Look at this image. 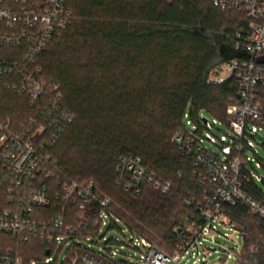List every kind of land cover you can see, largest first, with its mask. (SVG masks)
<instances>
[{"label": "trees", "instance_id": "obj_1", "mask_svg": "<svg viewBox=\"0 0 264 264\" xmlns=\"http://www.w3.org/2000/svg\"><path fill=\"white\" fill-rule=\"evenodd\" d=\"M68 1L70 25L38 60L44 78L60 87L61 108L74 117L49 151L66 176L93 179L125 226L168 251L173 230L191 213L181 198L191 187V166L173 138L184 130L186 114L199 131L203 114L227 127L237 79L222 85L208 79L230 60L250 59L232 38L251 20L244 11L216 8L212 0ZM256 96L264 108V88ZM32 117L35 109L0 85V122L18 129ZM129 154L172 182L173 192L144 186L135 195L119 185V160ZM246 190L264 203L257 186ZM225 212L241 229L244 246L253 224L264 233V220L245 205ZM0 248L19 249L25 264L46 258L40 245L18 246L3 234Z\"/></svg>", "mask_w": 264, "mask_h": 264}, {"label": "built area", "instance_id": "obj_2", "mask_svg": "<svg viewBox=\"0 0 264 264\" xmlns=\"http://www.w3.org/2000/svg\"><path fill=\"white\" fill-rule=\"evenodd\" d=\"M212 2L221 10L244 11L251 20L248 29L232 38L250 59L230 60L217 67L218 73L226 67L227 76L208 79L211 85L237 79L238 96L229 100L226 132L214 136L210 129L219 122L211 124L206 118L203 123L202 116L199 131L186 114L184 130L174 138L180 157L191 166V187L181 197L191 213L173 230L165 251L127 226L121 230L129 235L125 242L100 236L107 221L109 229L115 228L114 221L121 222L111 211L112 201L103 198L93 179L66 176L49 151L74 117L61 108L60 87L44 78L38 60L70 25L69 1L46 0L42 6L30 0H0V85L35 109V117L18 129L0 122V234L18 246L40 245L49 252L31 264H130L117 258L124 256L114 248L118 245L139 255L134 264H210L219 253L217 239L232 240L220 228L243 237L226 208L242 204L264 220V203L246 190L257 186L264 198V177L255 173L249 156L259 163L257 147L264 148V108L256 100V90L264 88V65L258 63L264 56V0ZM118 173L117 183L135 195L144 186L163 195L173 192L172 182L151 173L133 154L120 158ZM235 253L239 258L241 252ZM233 259V253H227L219 261L229 264ZM0 264L25 263L19 249L0 248Z\"/></svg>", "mask_w": 264, "mask_h": 264}, {"label": "rangeland", "instance_id": "obj_3", "mask_svg": "<svg viewBox=\"0 0 264 264\" xmlns=\"http://www.w3.org/2000/svg\"><path fill=\"white\" fill-rule=\"evenodd\" d=\"M211 75H217L225 77L228 75V71L226 70V67H223V73H218V69L216 68L213 70ZM202 118H207L211 124H214V119L210 116L203 114ZM215 129H210V133L213 134L216 137H220L223 132H226V128L222 126L220 123H216ZM190 128V127H189ZM207 133V132H206ZM264 135V133H262ZM174 140V138H173ZM258 151V158L259 163H261L262 166L256 161V158L253 154L249 153V156L253 160V166L255 169V173L260 176L264 177V148L262 146L257 147ZM258 164V165H257ZM261 186V184H259ZM163 195V194H162ZM115 222V228H110V222L107 221L106 226L103 227L100 236H106L108 239H111L112 237H117L121 241H126V239L129 237V235L123 236L121 234V230L125 229V225L122 222L114 221ZM220 231L222 234H228L227 237H229L232 240H228L226 238H219L217 239V242L219 244L215 245V248L219 251L217 255H215L214 260L210 264H222L221 261H219L220 258H225L227 253H233L234 259L230 261L229 264H260L264 262V233L255 225H252L251 232L248 236V243H246V246H244V236L242 237L240 233L236 234L232 231L220 228ZM238 235V238H236ZM100 243H103V240L101 239L99 241ZM87 248V247H86ZM119 250L124 256L118 255L117 258L119 260H125L126 262L130 264H134L135 260L139 258V255L129 249V248H121L119 245L114 247ZM236 252H241V255L239 258ZM132 257L133 259H129L128 257ZM54 259H56V255H54ZM237 259V261H236ZM236 261V263H235ZM44 264V263H39ZM54 264V263H52Z\"/></svg>", "mask_w": 264, "mask_h": 264}, {"label": "water", "instance_id": "obj_4", "mask_svg": "<svg viewBox=\"0 0 264 264\" xmlns=\"http://www.w3.org/2000/svg\"><path fill=\"white\" fill-rule=\"evenodd\" d=\"M258 63L264 65V56L258 59ZM203 123H206V118L203 119ZM263 184H264V179H263ZM46 254H49V252L46 251Z\"/></svg>", "mask_w": 264, "mask_h": 264}, {"label": "flooded vegetation", "instance_id": "obj_5", "mask_svg": "<svg viewBox=\"0 0 264 264\" xmlns=\"http://www.w3.org/2000/svg\"><path fill=\"white\" fill-rule=\"evenodd\" d=\"M260 264H264V262L263 263H260Z\"/></svg>", "mask_w": 264, "mask_h": 264}]
</instances>
